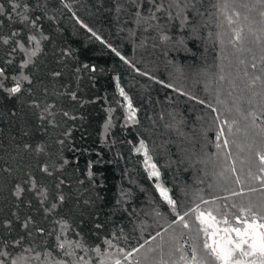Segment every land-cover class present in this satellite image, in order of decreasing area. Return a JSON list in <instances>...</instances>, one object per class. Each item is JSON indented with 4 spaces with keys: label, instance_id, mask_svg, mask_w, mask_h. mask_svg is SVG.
Segmentation results:
<instances>
[{
    "label": "trees",
    "instance_id": "trees-1",
    "mask_svg": "<svg viewBox=\"0 0 264 264\" xmlns=\"http://www.w3.org/2000/svg\"><path fill=\"white\" fill-rule=\"evenodd\" d=\"M20 2L33 7L37 4V0ZM39 2L43 7L29 15L33 19L41 17L37 24L50 39L44 42L36 67L25 70L33 84H24V88L31 87L32 94L24 91L9 98L0 90V237L24 234L21 225L28 217H32L37 226L51 227L33 193L25 191L20 200L12 195L15 184L22 183L28 178L26 173L31 172L37 182L48 186L50 191H54L53 185L58 178L66 181L62 191L67 202L61 214L90 244H98L105 237L111 238L113 233H122L119 245L131 248L150 238L163 225L160 219V224H153V209L158 208L168 219L174 218L167 205L159 200L140 163L142 157L132 151L133 145L138 144L139 139L146 141L161 168L162 181L183 200L171 182L186 181L192 171L188 165L192 167L193 160H198L204 153L217 151L215 130L205 116L209 109L138 75L82 28L76 19L117 48L141 71L204 100H211L213 95L202 87L200 73L204 70L216 72V61L220 63L218 47L211 39V44L206 40L209 39L208 32H213L215 27L201 28L198 35L179 30L172 32L177 38L184 37L185 43L179 50L169 48L165 55L160 48L153 49L151 39L146 47L140 46L148 33L137 29L136 35L130 36L129 29H135V25L125 23L123 15L117 20V0H66L71 11L60 0ZM0 5L5 13L11 11L9 0H0ZM13 30L21 31L19 39L27 42L28 29L14 14L11 20L7 15L0 16V37L9 36ZM12 47V43L3 45L0 42V68L5 69L8 77L5 84L8 86L12 84L11 77L19 74V63L23 58L19 51L9 56ZM63 51H69L70 55L62 57ZM8 59L13 63H6ZM85 64L94 66L97 71L93 73L84 69ZM53 71H60L62 75L53 78L50 75ZM116 78L138 109V125L122 127L125 113L116 103L121 99L116 92ZM71 91L77 93L79 102L72 101L66 94ZM32 101L41 108L45 103L53 104L59 127L54 128L47 121L42 124L39 119L43 115L41 108L31 107ZM80 102L86 103L81 106ZM109 107L115 109L113 126L102 142ZM62 111H68L76 119L64 117ZM166 123L179 124L184 135H179L175 127L166 129ZM69 129L71 136L64 145L56 143L57 139H65L62 133ZM24 144H30L33 149L38 144L43 145L46 153L25 152ZM64 160L68 163L56 172L55 168ZM90 161L96 174L95 185L85 175ZM45 162L54 166L55 177L39 172V166ZM5 167L12 169L11 176L3 171ZM23 187L28 186L23 184ZM6 221L11 222L9 229L4 227ZM96 223L103 227L96 229Z\"/></svg>",
    "mask_w": 264,
    "mask_h": 264
},
{
    "label": "snow or ice",
    "instance_id": "snow-or-ice-1",
    "mask_svg": "<svg viewBox=\"0 0 264 264\" xmlns=\"http://www.w3.org/2000/svg\"><path fill=\"white\" fill-rule=\"evenodd\" d=\"M9 3L11 11L8 13L0 5V16L7 15L11 20L14 14L18 22L28 29L26 43L19 39V30L0 37L3 45L13 44L9 56L17 51L23 54L19 63L20 72L11 77V86L5 84L8 77L5 69L0 68V90L11 98L24 91L32 94L31 87L24 88V84H33V79L25 70L36 67L44 42L50 38L37 24L41 17L33 19L29 15L31 11L43 7L39 0L35 7L20 0H9ZM60 3L71 11L66 0H60ZM115 12L118 21L123 15L125 23L135 25V29H129L130 36H135L137 29L149 34L141 40V47H146L151 39L153 49L160 48L165 55L169 48L179 50L185 43L184 37L177 38L172 32L179 30L198 35L201 28L215 27V32H208V37L219 49L217 59L220 63L215 65L218 71L204 70L200 73L204 78L205 91L213 95V103L141 71L117 48L76 19L82 28L138 75L210 110L205 116L215 130L217 151L211 155L205 153L196 161L205 165L202 171L207 189L197 188L190 193L185 187L181 189L184 199H179L173 189L162 181L161 168L146 141L139 139L132 151L142 157L140 163L144 172L159 200L167 205L174 218L168 219L158 208L153 209L155 217L163 221L161 228L150 238L143 239L142 243L126 248L118 243L123 238L122 233H113L111 238L105 237L98 244H90L61 214L67 202L62 191L66 181L58 178L53 185L54 191H50L48 186L38 183L28 172L26 180L15 184L12 195L20 200L25 191L33 193L51 227L37 226L32 217L26 218L21 225L24 234L0 237V264H264V0H123V3L117 0ZM69 55V51L61 53L62 57ZM5 62L11 64L13 60ZM83 68L93 73L97 71L87 64ZM50 75L56 78L62 73L53 71ZM115 87L121 98L116 103L125 113L122 127L138 125V109L121 86L119 78H116ZM44 91L47 94V88ZM66 94L72 101L79 102L75 91ZM80 103L83 106L86 102ZM30 106L41 108L36 101H32ZM53 108V104L45 103L39 119L42 124L47 121L55 128L59 124ZM106 111L108 118L103 125L102 142L113 126L112 113L115 109L109 107ZM62 115L76 119L68 111H62ZM163 118L161 116V120ZM173 127L179 135H184L179 124H165L166 129ZM62 135L65 139L56 141L61 146L71 136V129ZM23 150L37 155L46 153L45 146L39 144L34 149L30 144H24ZM67 163L64 160L55 171H60ZM52 167L45 162L38 170L47 177H55ZM92 169L90 161L85 175L95 185L96 174ZM3 171L10 176L12 174L9 167ZM204 182L200 181L201 184ZM23 184L28 187H23ZM4 227L9 229L11 222L6 221ZM102 227L100 223L95 224L96 229Z\"/></svg>",
    "mask_w": 264,
    "mask_h": 264
},
{
    "label": "rangeland",
    "instance_id": "rangeland-1",
    "mask_svg": "<svg viewBox=\"0 0 264 264\" xmlns=\"http://www.w3.org/2000/svg\"><path fill=\"white\" fill-rule=\"evenodd\" d=\"M213 30H214L213 32H215V29H213ZM206 36H207V33H206ZM207 38H209V37L207 36ZM205 39H206V37H205ZM206 40H208L209 43L211 44V40L210 39H206ZM217 52H218V50H217ZM216 64H218L217 61H216ZM216 70L218 71L217 68H216ZM212 72H214V71H212ZM203 80H204V78L202 77L201 85L205 89ZM210 99H211L212 102L214 101L213 96ZM208 155H211V153H209ZM202 157H204V155H202L201 158ZM196 161L197 160H193L192 161V163H193L192 167L190 165H188V169L192 168V171H190L191 173L188 172L189 174H188V177H187L186 181L182 180V181H179V182H175V181L171 182V185L176 189V191L178 192V195L181 196V197H183L181 189H183L185 187H187V189H188V191L190 193L192 191H194L195 189H197V188L207 189V180L205 179L203 171H202V169L205 167V165H203L201 163H197ZM187 171L188 170L186 169V172ZM186 172L184 174H186ZM201 180H205V182L203 184H201L200 183ZM153 219H154L153 220L154 221L153 224H160L161 223V222H159L160 221L159 218L155 217Z\"/></svg>",
    "mask_w": 264,
    "mask_h": 264
}]
</instances>
